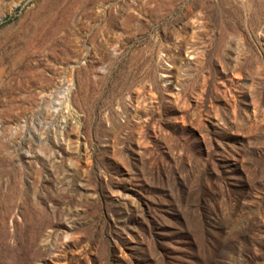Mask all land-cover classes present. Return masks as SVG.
<instances>
[{"label":"rangeland","instance_id":"1","mask_svg":"<svg viewBox=\"0 0 264 264\" xmlns=\"http://www.w3.org/2000/svg\"><path fill=\"white\" fill-rule=\"evenodd\" d=\"M0 264H264V0H0Z\"/></svg>","mask_w":264,"mask_h":264},{"label":"bare ground","instance_id":"2","mask_svg":"<svg viewBox=\"0 0 264 264\" xmlns=\"http://www.w3.org/2000/svg\"><path fill=\"white\" fill-rule=\"evenodd\" d=\"M252 99H253V101H254V99H255V96H252Z\"/></svg>","mask_w":264,"mask_h":264}]
</instances>
